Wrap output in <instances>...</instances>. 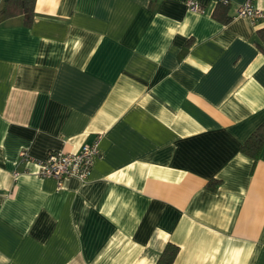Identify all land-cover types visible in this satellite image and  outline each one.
Instances as JSON below:
<instances>
[{
  "label": "crops",
  "instance_id": "obj_1",
  "mask_svg": "<svg viewBox=\"0 0 264 264\" xmlns=\"http://www.w3.org/2000/svg\"><path fill=\"white\" fill-rule=\"evenodd\" d=\"M196 1L35 0L30 26L0 20V264H156L167 243L173 264H264V146L241 152L264 123V19ZM94 141L86 181L59 189L19 159Z\"/></svg>",
  "mask_w": 264,
  "mask_h": 264
},
{
  "label": "built area",
  "instance_id": "obj_2",
  "mask_svg": "<svg viewBox=\"0 0 264 264\" xmlns=\"http://www.w3.org/2000/svg\"><path fill=\"white\" fill-rule=\"evenodd\" d=\"M228 3V0H218ZM186 7L193 12H200L201 7L196 0H185ZM236 16L247 17L252 22L264 19V11L255 9L251 1L247 0L239 6ZM98 155L97 141L84 144L76 152H51L44 160H36L24 150L19 152V159L23 163H34L37 166L36 175L40 178H53L57 182L58 189L62 180L74 177L81 182L88 178L94 158ZM15 173L14 175H18Z\"/></svg>",
  "mask_w": 264,
  "mask_h": 264
},
{
  "label": "trees",
  "instance_id": "obj_3",
  "mask_svg": "<svg viewBox=\"0 0 264 264\" xmlns=\"http://www.w3.org/2000/svg\"><path fill=\"white\" fill-rule=\"evenodd\" d=\"M34 4L35 0H5L3 6L0 9V20H4L16 15L23 16L24 26H30L34 16ZM227 4L217 2L213 16L219 18L223 22L229 20L228 17L220 18V15L224 16L227 11ZM262 146H264V123H262L251 135L245 140L241 146V152L254 161L259 158ZM218 181L211 180L207 183V187L214 190L218 185ZM178 252V247L167 243L163 248L156 264H173Z\"/></svg>",
  "mask_w": 264,
  "mask_h": 264
}]
</instances>
